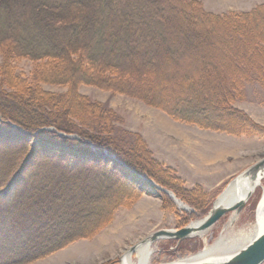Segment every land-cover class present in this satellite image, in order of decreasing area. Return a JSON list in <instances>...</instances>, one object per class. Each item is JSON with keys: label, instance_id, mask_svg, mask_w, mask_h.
<instances>
[{"label": "trees", "instance_id": "obj_1", "mask_svg": "<svg viewBox=\"0 0 264 264\" xmlns=\"http://www.w3.org/2000/svg\"><path fill=\"white\" fill-rule=\"evenodd\" d=\"M263 33L264 2L214 14L198 0H0V264L43 258L111 219L114 197L42 160L135 186L133 169L170 187L169 176L137 157L140 149L114 143L110 115L79 85L117 90L201 127L251 131L233 102L248 83L264 87V64L247 54L260 51ZM16 59L35 66L27 76L13 72Z\"/></svg>", "mask_w": 264, "mask_h": 264}, {"label": "rangeland", "instance_id": "obj_2", "mask_svg": "<svg viewBox=\"0 0 264 264\" xmlns=\"http://www.w3.org/2000/svg\"><path fill=\"white\" fill-rule=\"evenodd\" d=\"M198 1L205 11L214 14H240L264 2ZM259 45L260 51L253 53L250 50L247 54L264 64V43ZM1 62L0 50V64ZM12 66L13 72L27 76L35 63L16 59ZM41 71H45V68ZM43 88L56 92L66 89L47 85ZM77 92L98 103L105 114L110 115L111 137L115 144L124 150L129 146L140 149L141 154L137 157L150 169H157L163 176H169L171 184L170 187H164L145 173L130 169L140 180L134 182L133 186L121 183L122 180L117 182V179L114 181L111 178H100L99 173L89 166L71 170L56 160H42L48 171L83 178L115 200L111 205L110 221L94 235L77 239L26 264H121L122 256L129 248L151 233L158 230H177L205 218L229 183L264 157V87L258 81L246 84L244 97L233 102V106L249 118L252 130L234 134L174 119L167 113L117 90L81 84L77 87ZM23 153L24 150L18 151L13 158L20 160ZM133 172L150 179L157 187L145 181L153 188H143V180ZM259 194L261 190L257 187L239 211L231 228L232 233H250ZM183 197L188 201H196L197 206L190 205ZM230 215L231 212L223 215L203 236L160 238L153 241L148 264L169 263L196 254L206 245L214 244ZM130 254L135 261V252L131 251Z\"/></svg>", "mask_w": 264, "mask_h": 264}, {"label": "bare ground", "instance_id": "obj_3", "mask_svg": "<svg viewBox=\"0 0 264 264\" xmlns=\"http://www.w3.org/2000/svg\"><path fill=\"white\" fill-rule=\"evenodd\" d=\"M264 166L257 171L254 176L238 175L231 181L230 185L223 191L220 199H217L214 206L218 204L227 205L229 203H235L239 200L247 199L260 188L261 194L258 196L255 208H254V223L250 229V233L244 234L239 231L232 233L231 228L234 225L238 213L231 211L229 220L225 224L219 238L212 245H206L200 252L179 258L178 260L164 263V264H190L196 261L219 259L225 255L224 251L237 248L251 239V235L264 228ZM226 203V204H225ZM220 206V205H219ZM200 223H192L191 226H198ZM208 229L197 232V236H203ZM136 260L133 261L131 254L125 253L122 256L121 264H148L149 255L151 254V244L144 242L136 246L135 250Z\"/></svg>", "mask_w": 264, "mask_h": 264}, {"label": "water", "instance_id": "obj_4", "mask_svg": "<svg viewBox=\"0 0 264 264\" xmlns=\"http://www.w3.org/2000/svg\"><path fill=\"white\" fill-rule=\"evenodd\" d=\"M59 135H63V134L59 133ZM65 136L66 137H76L75 135H65ZM100 154L103 155L106 159L111 160V162H113L114 164L127 168L126 165L122 161L118 160L113 154H110L106 151H103ZM263 166H264V157L258 160L256 163H254L252 166H250L240 175L254 176V174L257 171H259ZM133 173L136 174L143 181H147L151 185H154L153 181H151L150 179L144 177L143 175L137 174L136 172H133ZM154 186L157 187V185H154ZM165 192H168V191L165 190ZM221 196L222 194L217 199H220ZM245 202H246L245 200H239L235 203H232V204L229 203L227 205H223L220 203L216 207L213 206V209L210 211V213L205 218H203L200 221H197L200 223L198 226L193 227L191 226L192 224L191 223L186 227H182L180 229L173 230V231H169V230L155 231L151 233L150 235H148L146 238L139 241L136 245L130 247L126 253L130 254L131 251L135 250L136 246L144 242L151 244L153 241L160 239V238L182 239L185 237L196 235L197 232L204 231L208 229L209 227H211L227 212L235 211L239 213V211L242 209ZM193 223H196V222H193ZM224 253L225 255L219 259L216 258L210 261L205 259L202 261L192 262L190 264H261L264 262V228L259 230L256 233V235H251V239L247 241L246 243H244L243 245L237 248H234V249L224 251Z\"/></svg>", "mask_w": 264, "mask_h": 264}]
</instances>
